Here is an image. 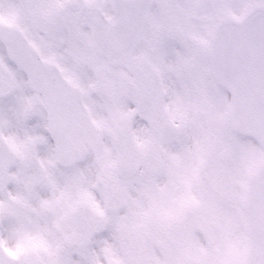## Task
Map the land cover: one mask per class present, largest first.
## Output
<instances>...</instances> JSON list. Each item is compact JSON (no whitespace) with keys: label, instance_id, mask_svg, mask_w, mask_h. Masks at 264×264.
<instances>
[{"label":"snow or ice","instance_id":"snow-or-ice-1","mask_svg":"<svg viewBox=\"0 0 264 264\" xmlns=\"http://www.w3.org/2000/svg\"><path fill=\"white\" fill-rule=\"evenodd\" d=\"M0 264H264V0H0Z\"/></svg>","mask_w":264,"mask_h":264}]
</instances>
